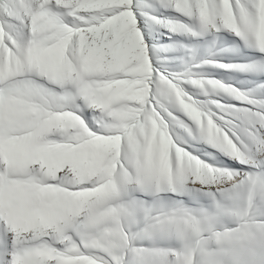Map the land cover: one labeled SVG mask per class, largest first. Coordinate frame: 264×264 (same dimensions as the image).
Wrapping results in <instances>:
<instances>
[{"label":"snow or ice","instance_id":"obj_1","mask_svg":"<svg viewBox=\"0 0 264 264\" xmlns=\"http://www.w3.org/2000/svg\"><path fill=\"white\" fill-rule=\"evenodd\" d=\"M262 22L264 0H0V264H264V83L245 90L203 78L204 66H236L198 58V44L184 46L192 59L183 70H170L151 39L163 28L197 41L210 35L204 44L214 47L230 32L264 61ZM137 33L150 74L135 52L89 62L90 48L127 45ZM46 50L62 53L59 66L36 58ZM252 74L264 75V63ZM116 82L139 84L143 100L114 95ZM59 113L71 122L58 123ZM153 121L176 146L171 175L153 144ZM101 137H118L119 154L104 155L91 183L76 182L70 167L53 178L35 158L73 145L87 152ZM192 143L204 145L200 155ZM12 146L33 155L12 159ZM177 148L211 175L190 178ZM230 160L246 170L222 166ZM82 188L101 190L81 204L71 193ZM169 194L187 196L198 211ZM229 201L242 207L214 206ZM42 215L51 222L37 223Z\"/></svg>","mask_w":264,"mask_h":264},{"label":"rangeland","instance_id":"obj_2","mask_svg":"<svg viewBox=\"0 0 264 264\" xmlns=\"http://www.w3.org/2000/svg\"><path fill=\"white\" fill-rule=\"evenodd\" d=\"M157 15L163 17H174L178 14L171 10H161ZM181 19H186L181 17ZM222 34V35H221ZM259 34L264 37V22L261 23L259 28ZM222 40L217 42L214 47H209L204 44V40H212L210 35L200 38L199 41L191 38L187 35H172L163 28H159L152 32L153 43L163 46L160 49V55L166 57V66L170 70L181 71L185 64L191 62V54L188 48L193 45H199L197 48V56L200 59L207 58L215 55V59L222 62L225 65H234L235 68L231 70H225L223 68L204 66L201 71L204 73L205 79L214 78L216 80L223 81L225 84H233L238 89H252L259 83H264V75H254L253 72L257 71V67L263 63L260 59L261 54L251 48H246L238 37L234 36L230 32H222L219 34ZM174 42H179L180 47H174ZM233 42L240 45L239 50H233ZM184 46H188L185 48ZM130 52H135L137 55L142 56L143 63L141 65L142 70L150 74V65L148 64L147 52L143 47V42L140 40L138 33L134 39H131L127 45H120L111 49H100L92 47L88 51V59L91 64L103 65L109 60L116 61L125 59ZM41 63H45L49 66H59L62 62V53L59 50H46L39 53L36 57ZM253 63L249 64L248 62ZM261 61V62H260ZM256 80H255V79ZM258 81V82H257ZM114 95L120 97H127L137 102L143 100L145 96V89L140 87L139 84L127 85L125 82H116L114 85ZM195 89L189 88L188 91L192 92ZM205 97L200 96L198 99L203 100ZM229 103L235 104V101ZM57 122L66 124L71 122L70 113H59L57 114ZM211 131V128H210ZM183 130H180L178 134H181ZM151 136L153 144L157 149L161 167L169 175L172 173V161H171V150L175 148L172 139L169 135L162 132L160 126L153 121ZM227 139V137H225ZM230 147L235 151V146ZM204 147L202 144L192 143L190 150L193 154L200 155L199 149ZM120 139L118 137H101L93 142L89 151H81L75 145L71 146L66 151H45L35 154V158L46 170H48L53 178L57 172L62 171L65 167H70L74 174L85 177L94 176L96 171L103 165V157L105 154L115 153L119 154ZM13 155V156H12ZM33 154L17 149L12 146L9 148V156L12 159H26ZM177 162L183 164L187 161L189 164L195 163V169L198 170L203 165L200 161L195 160L189 154L184 153L182 149H176ZM226 159V158H225ZM224 167H231L236 170H246L244 165L239 164L235 160H230L228 164L222 165ZM114 168L115 165H112ZM211 170L210 168H208ZM212 171V170H211ZM106 186H101V189ZM101 189H80L77 192L71 193L74 199L83 204L88 200L92 199L96 195V192ZM67 191V190H65ZM144 199H151L150 197H143ZM170 199H182L189 207H195L196 205L190 201L187 196L177 197L171 196ZM203 202V201H202ZM28 222L24 217H17V223L23 225ZM36 222L40 224H48L51 222V218L48 216L36 217ZM80 257H69L64 258V264H75L76 261L82 260Z\"/></svg>","mask_w":264,"mask_h":264},{"label":"clouds","instance_id":"obj_3","mask_svg":"<svg viewBox=\"0 0 264 264\" xmlns=\"http://www.w3.org/2000/svg\"><path fill=\"white\" fill-rule=\"evenodd\" d=\"M160 123H161V126L166 129V125L164 124L162 119H161ZM260 158L264 159V156H261ZM250 162H252V161H250ZM181 166H182L183 170L185 171V174L189 175L190 178H192V179H196L197 176L208 178L211 175V174H209L208 169H204L203 173L198 174L196 172L194 162L192 164H189L187 161H185L183 164H181ZM64 171L65 170L63 169L61 172H64ZM65 175H66V177L69 178V182H72L73 177H71V175L69 173H65ZM75 179H76V182H78V183L87 184V183L93 182L96 179V177L85 176V177H78ZM193 187H195V184L193 185ZM214 187L216 188L217 191H222L224 188V184L218 182L214 185ZM86 189H88V188H82V190H86ZM211 190L212 189L210 187L209 191H211ZM217 204H219V206L222 208V210L227 211L229 213L235 212V211L239 210L240 207H242V205L240 203L233 204L231 201L224 203V204H221L220 202H214V206H216ZM243 206H246V205H243ZM196 211H198V209H195V207H194V212H196Z\"/></svg>","mask_w":264,"mask_h":264},{"label":"bare ground","instance_id":"obj_4","mask_svg":"<svg viewBox=\"0 0 264 264\" xmlns=\"http://www.w3.org/2000/svg\"><path fill=\"white\" fill-rule=\"evenodd\" d=\"M220 34V33H219ZM222 35V34H221ZM261 57V56H260ZM261 59V58H260ZM261 62V61H260ZM263 63H264V61H263ZM255 79V78H254ZM256 80V79H255ZM258 82V81H257ZM13 156V155H12ZM204 167H201L200 169H198V170H196V172L198 173V174H201V173H203V171H204ZM208 172H209V174H211V170H209L208 169ZM188 202H190V200H187Z\"/></svg>","mask_w":264,"mask_h":264}]
</instances>
